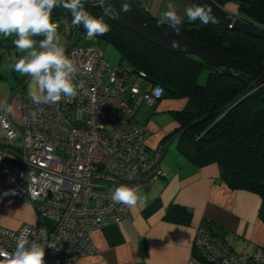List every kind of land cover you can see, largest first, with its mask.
<instances>
[{
  "label": "built area",
  "instance_id": "2783aa9c",
  "mask_svg": "<svg viewBox=\"0 0 264 264\" xmlns=\"http://www.w3.org/2000/svg\"><path fill=\"white\" fill-rule=\"evenodd\" d=\"M145 0H134L143 7ZM98 0L85 4L99 7L115 18L110 5ZM107 9V12L105 11ZM53 23L62 29L61 43L77 66V95L56 104H35L31 97L13 95L20 113L15 125L0 112V132L5 148L0 151V194L29 202L37 217L49 219L52 229L46 239L33 225L19 230L0 226V264H7L16 240L30 228L29 240L45 246V264H74L96 249L90 233L130 217L131 208L111 200L109 190L124 184L148 187L162 173L159 162L164 146L149 152L147 128L135 121L142 106L153 107L163 98L159 86L152 87L142 71L127 65H110L98 44L78 42L79 26L62 9ZM141 83L148 85L142 88ZM37 113L33 120L31 114ZM20 144L17 162L8 154ZM191 261L201 264H264V250L250 255L234 253L203 225L195 231Z\"/></svg>",
  "mask_w": 264,
  "mask_h": 264
},
{
  "label": "crops",
  "instance_id": "0c3cea01",
  "mask_svg": "<svg viewBox=\"0 0 264 264\" xmlns=\"http://www.w3.org/2000/svg\"><path fill=\"white\" fill-rule=\"evenodd\" d=\"M162 3L167 5L168 0H145L143 9L152 17H159ZM191 6L190 0H182L176 5L182 22L189 21L185 9ZM222 8L230 15L239 16L233 3ZM57 31L62 36L61 27L57 26ZM13 37L0 36V101L12 105L13 113L8 114L18 126L20 113L13 95L30 97L36 85L31 77L14 71L17 60L27 53L19 52L15 45L2 46ZM33 39L39 42L43 37ZM186 107L187 99L164 96L155 106H142L138 110L135 121L149 132L146 139L149 152L164 146L159 162L162 176L140 189L141 199L131 207L128 219L92 231L90 237L96 252L74 264H195L191 261L195 231L203 222L220 227L223 243L234 253L250 255L256 247L264 250L259 196L228 188L217 164L198 166L191 163L177 148L178 135L169 139L178 127L173 114ZM15 146L14 152L8 154L11 163L17 162L20 144ZM4 148V137L0 132V151ZM176 208L182 210V216L174 212L178 211ZM184 211L190 213L186 221ZM38 219L29 202L0 194L1 227L16 231L30 224L36 225L38 230L44 227L47 234L50 233L52 222Z\"/></svg>",
  "mask_w": 264,
  "mask_h": 264
},
{
  "label": "trees",
  "instance_id": "16d2710c",
  "mask_svg": "<svg viewBox=\"0 0 264 264\" xmlns=\"http://www.w3.org/2000/svg\"><path fill=\"white\" fill-rule=\"evenodd\" d=\"M212 1L220 7L235 4L238 17L264 33V0ZM85 8L93 16L103 17L110 31L89 40L80 25L78 42L103 41L113 45L121 57L119 64L127 65L133 72H144L152 87L163 90V97L187 99V107L173 114L178 127L169 139L178 135L177 148L191 163L217 164L228 188L257 194L261 200L259 216L264 224V88L237 70L224 72L196 57L165 52L136 36L116 17L109 18L99 7L85 4ZM62 9H53L52 22L59 18ZM139 9L158 26L177 34L167 24L160 25L157 19L146 15L143 7ZM178 27L177 35L264 71V39L217 23L205 25L198 19L183 21ZM34 38L42 39V36ZM14 39L15 36L1 44L12 47ZM204 70L208 71L206 80L199 84ZM177 210L174 212L181 215L182 210ZM184 212L186 221L190 213ZM201 225L222 241L220 227L211 222ZM201 264L207 263L201 261Z\"/></svg>",
  "mask_w": 264,
  "mask_h": 264
},
{
  "label": "clouds",
  "instance_id": "9594fccd",
  "mask_svg": "<svg viewBox=\"0 0 264 264\" xmlns=\"http://www.w3.org/2000/svg\"><path fill=\"white\" fill-rule=\"evenodd\" d=\"M86 0H0V36L5 39L15 36L13 44L19 52L27 53L20 57L14 65V71L21 75L31 77L36 85V90L30 92V97L35 104H56L62 97L71 99L77 95L75 74L77 66L66 55L65 47L61 43V36L57 25L52 22L51 13L54 8L62 7L72 16V25H83L86 38L91 40L103 36L110 31L103 17L93 16L85 8ZM105 0H98V5L103 7ZM124 12L128 11L127 5L123 6ZM107 12V9H105ZM189 21L197 19L202 24H215L218 22L212 7L209 5L194 4L185 9ZM158 24H167L178 34L182 18L177 14L176 5L168 0L166 10L161 12ZM42 36L37 42L33 37ZM173 47H178L177 41L172 42ZM0 112L13 113L12 105L0 101ZM35 120L37 113L31 114ZM140 187L121 184L110 189L111 200L116 204L128 208L137 205L140 197ZM9 193L5 192L7 196ZM30 228H24L16 240L14 252L8 254L7 264H45V246L36 240H29ZM39 237L46 239L47 229L41 227Z\"/></svg>",
  "mask_w": 264,
  "mask_h": 264
},
{
  "label": "water",
  "instance_id": "95a60500",
  "mask_svg": "<svg viewBox=\"0 0 264 264\" xmlns=\"http://www.w3.org/2000/svg\"><path fill=\"white\" fill-rule=\"evenodd\" d=\"M190 1L193 5L206 4L211 6L214 15L217 17V24L220 26L236 29L258 39H264L263 32L241 20L238 16L230 15L222 7L216 5L212 0ZM111 5L116 19L142 40L168 53L185 54L196 57L203 63L224 72L237 70L239 73L248 75L264 88V71L258 69L254 65L238 59L229 58L217 51L200 45L194 41L187 40L158 26L155 22L151 21L143 13H141L134 0H112ZM124 5H127V12L122 10ZM173 41H177L179 46L173 47Z\"/></svg>",
  "mask_w": 264,
  "mask_h": 264
},
{
  "label": "rangeland",
  "instance_id": "374dc122",
  "mask_svg": "<svg viewBox=\"0 0 264 264\" xmlns=\"http://www.w3.org/2000/svg\"><path fill=\"white\" fill-rule=\"evenodd\" d=\"M181 1L182 0H172V2L175 5L180 4ZM139 8H141V7H139ZM142 10L145 12L146 15L151 16L149 13H147V11L145 9H142ZM165 10H166V4L165 3H162V5L160 7V11L163 12ZM160 13H158V14L160 15ZM155 18L158 19L159 17H155ZM82 44L83 45H87V44H93V43H89V41H86L85 43L83 42ZM94 44H98V46L102 49L103 54H104V58L106 59V61L110 65H117V64L120 63L121 57H120L117 49L113 45L108 44V43L103 42V41H100V42L94 43ZM207 74H208V71L204 70L203 73L201 74V76L198 79V83L199 84H204V82L206 80V77H207ZM143 84H145V83H141L142 88H143V86L145 87V85H143ZM28 225H30V224H28ZM33 226H36V225H33Z\"/></svg>",
  "mask_w": 264,
  "mask_h": 264
},
{
  "label": "bare ground",
  "instance_id": "6f19581e",
  "mask_svg": "<svg viewBox=\"0 0 264 264\" xmlns=\"http://www.w3.org/2000/svg\"><path fill=\"white\" fill-rule=\"evenodd\" d=\"M112 1V0H111ZM110 5H111V2H110ZM111 7H112V5H111Z\"/></svg>",
  "mask_w": 264,
  "mask_h": 264
}]
</instances>
